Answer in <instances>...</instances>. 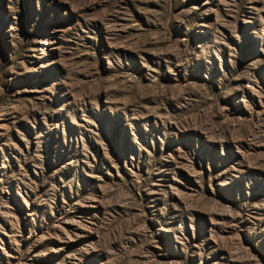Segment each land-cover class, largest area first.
<instances>
[{
  "label": "rangeland",
  "instance_id": "rangeland-1",
  "mask_svg": "<svg viewBox=\"0 0 264 264\" xmlns=\"http://www.w3.org/2000/svg\"><path fill=\"white\" fill-rule=\"evenodd\" d=\"M0 264H264V0H0Z\"/></svg>",
  "mask_w": 264,
  "mask_h": 264
}]
</instances>
